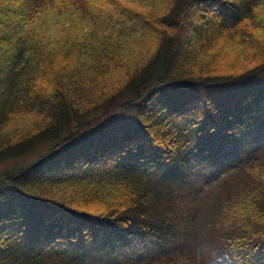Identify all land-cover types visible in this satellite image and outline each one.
<instances>
[{
  "label": "trees",
  "instance_id": "trees-1",
  "mask_svg": "<svg viewBox=\"0 0 264 264\" xmlns=\"http://www.w3.org/2000/svg\"><path fill=\"white\" fill-rule=\"evenodd\" d=\"M3 63L0 264H264V0H0Z\"/></svg>",
  "mask_w": 264,
  "mask_h": 264
},
{
  "label": "rangeland",
  "instance_id": "rangeland-1",
  "mask_svg": "<svg viewBox=\"0 0 264 264\" xmlns=\"http://www.w3.org/2000/svg\"><path fill=\"white\" fill-rule=\"evenodd\" d=\"M192 25V24H191ZM35 26V25H34ZM137 26V25H135ZM203 27L199 28V29H195V31H193V33L195 32L194 34V38L197 39V41H200L203 37L202 35L205 34V31L202 30ZM58 31V29L56 28H52V31H51V35L50 37L53 39L56 35V32ZM9 35H11V31L8 32ZM41 40H42V45H43V33L41 35ZM43 47V46H42ZM6 56H8L9 54V48L7 47L6 48ZM34 66L35 63H37V61L35 62L34 59L31 58V61ZM8 65V64H7ZM6 65V63H3L2 65H0V83H3L5 82V79L6 77L8 76L9 74V68L8 66ZM26 80V79H24ZM243 83V82H242ZM5 89H8V88H5ZM4 89V90H5ZM43 89V88H42ZM21 102H25V99L24 100H21ZM19 102V104L17 105V108H22L20 110H22V112H20V114H22L23 112H25L24 110H26V106ZM103 107V106H102ZM94 111H97V110H94ZM104 113L103 109H100L99 111L95 112L93 115H91L90 117H88V119L94 117L97 115V117L101 116L102 114ZM43 115H41L37 109H33L32 111H29L27 112V114L24 116V119L22 120V123L25 124V123H28V122H31V121H38L40 119H43L42 117ZM32 122V123H33ZM99 128V127H98ZM11 128H9L8 130H10ZM98 131V129H95L94 131ZM258 134V132H256ZM87 138V136L85 137ZM85 138H80L76 143H74L72 146H70L67 150H71V149H74L75 147H77L80 143H83ZM15 139V138H14ZM42 143H37V144H34L32 147H30L29 149H27V151L24 153V154H21L19 158H11L9 160L6 159V161H1L0 162V169L1 168H14V167H22V166H25L27 163L31 162L32 159L34 158L33 154H30L32 153L33 151H35L38 147L41 146ZM79 149V147H77ZM241 263V260L240 259H237L235 264H240Z\"/></svg>",
  "mask_w": 264,
  "mask_h": 264
},
{
  "label": "bare ground",
  "instance_id": "bare-ground-1",
  "mask_svg": "<svg viewBox=\"0 0 264 264\" xmlns=\"http://www.w3.org/2000/svg\"><path fill=\"white\" fill-rule=\"evenodd\" d=\"M233 125V124H232ZM226 127V126H225ZM230 129H231V126H230ZM225 130V129H224ZM224 133V132H223ZM252 133V132H251ZM250 134V133H249ZM247 139V138H246ZM125 140V139H124ZM123 143V142H122ZM154 235H156L155 233H154ZM152 236V235H151ZM150 236V237H151ZM157 241V240H156ZM111 245H112V243H111Z\"/></svg>",
  "mask_w": 264,
  "mask_h": 264
}]
</instances>
